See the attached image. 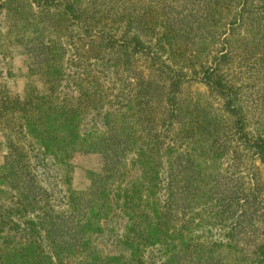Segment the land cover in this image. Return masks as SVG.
<instances>
[{
  "label": "trees",
  "instance_id": "obj_1",
  "mask_svg": "<svg viewBox=\"0 0 264 264\" xmlns=\"http://www.w3.org/2000/svg\"><path fill=\"white\" fill-rule=\"evenodd\" d=\"M2 11L28 76L0 82V264H264V0Z\"/></svg>",
  "mask_w": 264,
  "mask_h": 264
},
{
  "label": "rangeland",
  "instance_id": "obj_2",
  "mask_svg": "<svg viewBox=\"0 0 264 264\" xmlns=\"http://www.w3.org/2000/svg\"><path fill=\"white\" fill-rule=\"evenodd\" d=\"M5 13L6 12L4 11L0 12V70L2 71V74L0 73V82L5 86V88L9 89L11 94L20 95L22 94V89L28 76L26 65L27 61H25L23 57L19 56L16 47L13 45V38L19 33V31L15 28V26L8 27L7 24H12V22L9 21V18H6ZM9 31H11V33ZM247 80L249 83L255 81L251 79ZM256 81L259 86V83L264 80L261 78ZM33 82H35L38 87L43 86L42 80L37 76L33 77ZM3 141L4 138L2 130L0 129V160L4 152ZM254 165L259 172L260 178L264 180V168L261 167L258 161H255ZM241 169H243V167ZM129 178H133V175H130ZM48 179L49 181H53L51 178ZM108 226H113V236H115L120 233L123 222L117 218L113 220L112 224L109 223ZM100 246L106 253H113L115 251L113 239L109 240L108 236L101 239Z\"/></svg>",
  "mask_w": 264,
  "mask_h": 264
}]
</instances>
